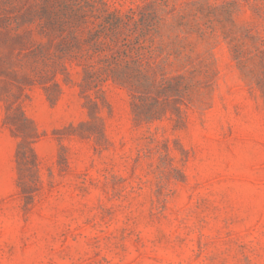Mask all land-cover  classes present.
I'll list each match as a JSON object with an SVG mask.
<instances>
[{
	"label": "rangeland",
	"instance_id": "374dc122",
	"mask_svg": "<svg viewBox=\"0 0 264 264\" xmlns=\"http://www.w3.org/2000/svg\"><path fill=\"white\" fill-rule=\"evenodd\" d=\"M0 264H264V0H0Z\"/></svg>",
	"mask_w": 264,
	"mask_h": 264
},
{
	"label": "trees",
	"instance_id": "16d2710c",
	"mask_svg": "<svg viewBox=\"0 0 264 264\" xmlns=\"http://www.w3.org/2000/svg\"><path fill=\"white\" fill-rule=\"evenodd\" d=\"M130 21L137 24L132 14L127 15V23ZM101 22L102 23L98 24L100 28L94 30L92 33L94 39L92 44L93 51L87 63V66L92 69L90 71L92 76L95 77L97 82L110 77L115 82L124 83L130 79V75L133 77L142 75L144 67L139 53L137 54V58L131 60L127 59L126 54L122 56L113 53L110 44L101 37L105 29L115 32L117 29H120L121 25L126 23V21L121 17L111 16L104 18Z\"/></svg>",
	"mask_w": 264,
	"mask_h": 264
}]
</instances>
